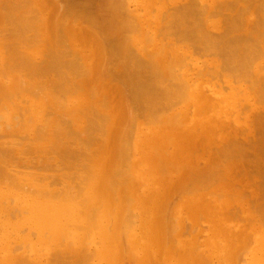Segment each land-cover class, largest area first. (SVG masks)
<instances>
[{
    "label": "bare ground",
    "instance_id": "obj_1",
    "mask_svg": "<svg viewBox=\"0 0 264 264\" xmlns=\"http://www.w3.org/2000/svg\"><path fill=\"white\" fill-rule=\"evenodd\" d=\"M66 1L68 2L67 4H65V0H45V1L44 0H0V38H1L0 39V120L2 118H7V114H6L7 111H11V105H10V103H12L11 101L13 97L16 96L20 92H30L32 94L34 93L40 99L39 101H37L38 103L34 104L36 108L31 107V108H28V110L26 109L27 112L30 111L29 117L32 120H35L36 122H38L41 118V113L43 114L42 117L44 116L43 123L40 124V126H38V128L40 129L38 130V132L35 130L37 137L33 138V141H34L33 143H31L32 141L30 142V139L29 141L27 140L28 141L27 143H30V144L29 145L25 144L26 147L21 144L23 148H18L17 145L14 146L15 143H13V145L11 143V145L8 146L10 147V149L7 150L5 149L7 147H3L4 148L3 149L2 146L3 145L6 146L8 144H5L3 141L4 144L1 145L2 140L0 141L1 142L0 151L2 150L1 155H0L1 156L0 157V163H1L0 164V177L3 179V181L5 180L4 181L5 183L9 181L7 186H10V188H15L16 192L18 189V190H22L23 192H27V193L31 192L32 195L35 194L36 197L37 195H39V199L37 200V203L31 204L30 202H28L29 208L27 212L30 216L28 219L32 223V226L34 228L31 231L34 232V234L37 232H40L42 234V237L53 236V239H54L53 241H57V245L61 244V242H64L62 244L67 245L69 248H73L75 246L76 251L78 253L76 254L75 251H73L72 249L71 252H73L74 254L72 253L71 254L73 256H75V254L80 256L79 260H81L83 264L86 263L88 260L94 259V255L99 260L105 259L109 261V264H126V263L151 264L152 259H149L148 256H145L143 258H138L139 255L138 257L137 256L133 257L134 255L133 254L131 256L132 259L127 260L125 258L127 257V254H128L127 250L125 251V247H127L126 246L127 244L124 241H123L124 244H126L124 247L125 253L119 252V254L121 253L123 255L124 259L122 257H118L115 254H113L111 257L108 256L107 254L108 252L104 248L97 249V250H95L96 248H94L92 252V248L90 247L91 243H89L90 248L89 247L88 248L89 250L91 249L90 251L92 252L93 255L90 254L89 250H88L89 253L84 251L86 250L84 248L82 249H84L83 251L84 253L85 252L86 253L82 254L81 252V254H79L81 245L87 243L89 241V235L93 234L94 232L98 230H99L98 234L102 236V238L100 237V240L102 239L103 245L114 241V239H115V242H117L118 237L120 238L123 237V233L127 231V227L131 221L129 217H132V216H129V214H126L129 211L128 209H127L128 211L124 209L121 210L120 203H119L120 208H118V204H115L112 208L105 209L102 215H99L102 209H100V211L98 212V208L96 207V204H92V202L97 201L98 198L100 199L102 198L103 200H108L109 196H106V195L112 191V187L114 183L115 185H119V187H121L120 185L123 180L122 178L126 177L125 176L126 170H124L125 168L123 169L124 163H125L124 155L128 156L131 154L130 152H128L129 150L128 151L126 150V148L128 149L133 148V150L135 148V144H134L135 141H132V138H133L132 132L134 131L132 129H135V127L133 128V126L135 125H132V123L138 122L139 120L138 115L133 114L131 105H129L128 99H127L128 103L125 101L128 104L126 106V109H127L126 113H128L126 118H124L123 115L121 114H116L115 109L117 108L118 103L115 102L116 100L115 93H117L118 91L121 95H127L126 91L121 90L119 87L126 89L124 85L128 88L129 86H131L130 89H131V92L133 93L131 95L136 99L137 103L140 105V106L138 105V107L144 112H147L150 109H153V112H154L155 108H153L149 104L148 101L147 102H144V101L145 100L154 101V99L157 98V96L155 95V91H154V89H156V84L161 83V82H166V84L164 85L165 87L161 91L163 94L162 96H164L168 100H171L173 103L178 104L182 98L190 97L191 95H194V100L197 103L195 105H196L198 113L204 114L208 112L209 107H210V110H212L213 108H215V111L217 110L216 116H214L212 120L215 122L214 125H217L218 127L220 125V121H222V117L229 114V112L228 114L226 112H221L222 106L229 102L233 103L234 99L235 98L238 99V96L242 94L244 99H248L250 103H253L252 104L253 114L251 115H255L256 121H258L259 125H261V135L259 136L258 134L259 136L258 139L252 141L251 143L254 145L258 143L260 146L259 152L264 153V110L262 111L260 107L256 105V100H255V98L258 99V97L264 96V0H223L219 4L217 1H220V0H204L208 2V4L203 5V6L200 4L201 2L200 0H178L176 1L175 6L170 5L171 7L170 9L168 7L169 0H143V1L139 0L143 4V7H141L142 12L140 8V3L137 4L138 0L133 1L135 3L134 9H131L132 7L130 4V0H113L112 2H110L109 5H104L105 7L103 5L100 6V7H103V9H101L98 6L97 10H95L93 13L90 9L91 3L89 0H66ZM169 2H171V0ZM216 2H217V6H215ZM107 3H109V1H107ZM213 7H215L218 11L213 10L212 9ZM104 9L106 10V12H104ZM148 9L152 11L153 15H154V12L156 13V16L154 15L155 17L154 19L153 18L147 19L148 13L150 12V11L148 12ZM235 11L236 13L232 14V12H235ZM215 12L217 16L223 15L224 19H222L221 21L212 22L211 14H215ZM226 12H229V13H226ZM150 21H152L154 24L152 29H155V30L152 36L154 37L153 39L155 41L158 39V37H160V35L164 36V38L175 36L176 37V38L174 37L175 40L176 39L187 40L192 43H195L198 50H204L205 52L215 53L216 54L215 56L217 57L213 59L207 58L208 59L207 61H203V63L200 64L199 63L200 61L198 59H194L192 56L191 58L194 61L192 62V64L190 63V67H192L195 73L194 74L192 73L193 75H189L187 72L181 73L179 71L181 68L176 69V70L175 69L173 70L172 68L173 66L175 67V65H178L180 67L184 63L183 61L180 62L176 60L177 58L174 59L173 56L177 55L180 51L182 53L187 52L185 49L180 50L179 48H177L175 42L172 44L170 43L172 46L169 45V47H167L168 45L164 46V43H163V45L160 46V49H158V51L147 53L146 50L148 49L145 50L144 48L145 46L144 47L141 46V43L143 42L142 39L144 37H138V35L136 36L137 38H131V36L128 37L124 35L121 36V34H124V32H130V33L136 34L138 30L142 31L143 34L147 36L149 33L148 32L149 30L148 31H145V30L147 29L146 25L149 24ZM51 30H53L52 31L53 34L55 33L54 34L55 40L50 41V43H46L47 45L45 44L46 49L44 50V53L43 52L40 53L39 51L36 52L37 50L36 51L31 50L30 47L34 45L35 43L41 41L40 37L42 36L47 37L50 34ZM213 30H216V32H214ZM139 32L138 34H140ZM50 37L52 38V36ZM153 39H151V41ZM146 41L149 42L150 40L149 41L146 40ZM139 42L140 44L138 45ZM184 44L185 43H183V45ZM188 47H190L188 49V53H191V55L194 54V52L192 53L193 50L191 46L188 45ZM27 48H29L32 52L31 51L29 52ZM39 48H40V45H39ZM34 54H37L40 56L42 55V58H40L42 60L40 61L39 59L38 61L37 56L36 57L32 56ZM125 57L135 62V69L129 66L128 67L126 66L124 68L125 72L124 71L120 72L121 70L120 71L117 70L118 72H114V70L118 68L114 69L113 68L114 66L112 67L110 65V62H112V60L113 61L119 60L121 63H123L122 61H126ZM169 64L171 65L169 66ZM184 65L185 64H183V66ZM201 65H203L204 68L202 67L203 69L198 70V68L201 67ZM138 68L140 70L141 69L150 70L153 75L151 76L153 81H150L147 79L143 80L142 78H140V75H139L140 71L138 70ZM230 73H233L235 74V76L237 77L239 76L242 79L245 78L244 81L250 85L249 86L247 85V87H243V88L235 87L234 82H232V80L227 79V78L225 80H221L222 76H225ZM76 76H85L86 78L82 77L85 79L84 81L85 84L82 85L78 79L76 80L75 79ZM82 78H79V79L82 80ZM95 79H98L97 81H99L98 82L99 84L93 86L91 82L92 80H95ZM107 79L108 81L110 80L111 82L118 81L124 84L123 85L121 84V86H118L116 84L114 88L109 86V88L113 90V92H111V91H108V86L104 82L105 80L107 81ZM193 79H196V80H193ZM215 80H217V82H214ZM236 80L238 79H235V81ZM201 81H204V82H201ZM75 82H79L78 84L84 87L86 85H90L91 86L90 88L91 91H89L90 93L87 94L85 98L79 97V99L77 100L67 99L68 101H64V99L61 98L59 92L62 89H65V90L72 89L69 86V83L71 86H74ZM224 84L227 86L228 90L233 92L234 89H237L239 90V92L238 93L234 92V93H231L230 95L223 94L224 93L223 90L226 91V89H224L225 87ZM101 90L102 91L106 90L107 92L110 93V95H108L107 97V95L103 94L104 97L102 96L101 99L102 98L104 99L101 100L99 98L96 100L95 99L92 100L91 98L93 97L98 98V95H100ZM34 98L35 97H33V99ZM185 100L186 99H184V101ZM181 103L182 102H180V104ZM124 107L125 106H123V108ZM244 107L245 106H243V109ZM218 109H220V112ZM45 110H48V112H46ZM144 112L143 114L145 116ZM177 113H180V112H176L173 115H171L170 113H168L167 115L165 114V117L162 118L164 120V123L169 122L171 124L175 122L174 124H178V125L182 124V123H179L177 119H180L181 121V117L184 115L185 111L181 112L180 115H178ZM240 117H241V114H240ZM28 118L27 120H29ZM19 120L23 121L22 119H19ZM223 121H225V119ZM246 121L245 123H247ZM207 122L210 123L209 120ZM223 125H227V124L223 123L222 126ZM210 126H211V123H210ZM220 127L219 129H222ZM130 130H131V133H130ZM193 131H196V129ZM102 133L105 135L104 138L101 136ZM25 134L24 136L26 137L27 134L26 135ZM250 134L252 136V139L256 137V135H252L253 131L251 129H250ZM155 135L156 133L154 131H150L147 129L144 132L145 143L147 142V144H145L144 147L147 148L149 151H153L154 147L148 144H150L154 140ZM5 136H8V135H5ZM14 136L16 137L17 135H14ZM97 139H99V141L102 142V146L104 147L100 151L99 150L97 152H93L92 150L88 151L86 150L84 146H82L84 147L83 150L80 149V146L84 144L85 146H88L91 148L90 145L95 144L97 142ZM169 139L171 142V138ZM240 140L235 138L234 140L230 141L229 139L230 142L227 141V144H225L226 147H224L225 150L222 151V155L224 157V160H226L228 164H226L224 167H220L223 169V172H222L223 175H221L222 179L223 178L227 179L229 176L228 174L229 161H231V158L233 156H238L242 158V156H244V154L246 153V150L248 151L247 149L248 146L245 147L244 145L249 144V141H250L249 137L247 136V138L244 141L242 140L240 141ZM17 141L12 140V142H16L18 144ZM6 142L8 143L7 140ZM180 142H182V140H180ZM195 142H196L195 139H190V141L187 140L186 146L193 147L195 146L194 145ZM239 144L241 145L239 146ZM182 145L184 146V144ZM157 147L154 148L155 151H157L158 149ZM242 147L244 150L243 153L241 152ZM98 152L100 153L98 154ZM68 157H72L75 159V161L71 163V168L74 170L75 174L72 175L71 173V174L65 175L64 173H59L60 175L58 174V176L57 175L54 176L53 174H56L54 172H57V171H53V170L61 169L60 167L61 165H59L58 162H60L62 159H68ZM159 157L157 161L162 162V160L159 161V159H161ZM257 158H254L255 159L254 161L256 163L258 161V160L256 161ZM259 158L261 159V157ZM77 159L78 161L76 162ZM163 159H165V157ZM84 161L88 163H85ZM12 162H13V165H14V162L18 163V165H14V167L12 165L13 169L10 168L11 166L10 164ZM171 162L169 163L171 164ZM165 164L167 163L165 162ZM184 164L183 163L182 165L180 164L181 167L184 166L183 168H181V170L182 169L184 170L185 168ZM201 164L202 163H200V165ZM20 165H21L20 167L21 169H23L22 167H25L24 169L26 170L30 168L28 169L29 171L28 170L23 171V173L30 172L31 168H34L33 171L36 170V173L35 172L24 173L25 177H23L22 175L19 174L21 169L19 170L18 168H16L17 166H20ZM134 165L135 163H133L131 166L134 167ZM159 165L160 164H158V166ZM175 165H176L175 167H177V163ZM193 165H190L189 166L190 168L186 167V168H189V170L191 169L190 171L188 170L190 172V173L188 172L190 174L189 176H191L189 180H192L193 182L196 181L197 184H199L201 182H204V181H207L213 178L214 172L211 168H208L210 163L208 165L206 164L207 168L205 166L202 167L203 164L201 165L202 168L200 167V165L197 167L196 165L194 166ZM131 166H129L128 168H130ZM194 167H196L195 170L193 169ZM10 169H12L13 171L17 169L19 171L16 172V174L14 173L13 175L11 173L12 171L9 172ZM43 169L44 170L46 169L47 171L46 170L44 171ZM159 170L158 171L160 173L162 171V168L161 169L159 168ZM175 170L176 168L174 169V171ZM177 170L181 171L179 170V168ZM65 171L63 170V172ZM163 171H165L164 166H163ZM37 172H41V173H37ZM42 172L44 173L47 172V176L46 174ZM184 173L182 175H184ZM21 174H22V171H21ZM49 174L53 175V176L51 175L53 177L52 180L54 183L57 184V186L59 183L63 184L64 187L63 186L62 187L64 189L61 186H60L61 188L59 187L62 190L61 192L58 191L59 188L58 190H56V188L54 187L55 184L51 183L52 181H50V183L49 181L45 182L47 177L49 178L51 177ZM128 174H131V173L128 172ZM168 174H170V171L168 172ZM162 175L163 174L161 173L160 176ZM182 175H180L181 178L183 177ZM156 176H157V173H156ZM55 177H58V178L55 179ZM67 178L68 179L72 178L71 183L65 181V179ZM2 179L0 181H2ZM189 180L187 179V181ZM3 181L1 182V184L4 183ZM73 181H75L76 183L75 188L77 187V190H75L74 185H72V183H74ZM77 181H79L80 183V188H79ZM123 181L127 183L128 180L127 181L123 180ZM177 181L176 183H178ZM51 184L52 185L54 184L53 187L55 188V190L52 189ZM82 184L84 187L81 186ZM7 186L5 185V187ZM176 186L177 184H175L174 188L172 189H176L175 188ZM258 191L261 193L260 190ZM220 192L222 191L219 190V193H218L219 195H220ZM147 194H148V191H147ZM178 194L180 193L178 192ZM223 194L222 196L225 195ZM166 196H168V194ZM127 197H130V196H127ZM129 199H132V198L130 197ZM11 200H14V199H11ZM172 200H170V202H172ZM174 200H175L174 202H177L176 199ZM100 206L102 207V204ZM163 206H164V202H162V207ZM170 207L168 206L170 210V212L168 213L169 214L168 218L166 216L168 221L170 220V216L172 215V214L170 215L171 210H172ZM112 209H116L113 212V214H111L110 212ZM24 210L26 211V209ZM169 210L166 211V215ZM139 214L143 216L144 218H145V215H147V217L151 216V214L146 211L140 212ZM19 215L21 214L19 213ZM95 215L101 216V217L100 218L98 217L99 219H95L94 218ZM171 221H173L172 217H171L170 222L167 223L168 225H166L167 234L169 233L168 231H170V227L168 226L171 223ZM227 222H229V220ZM148 224H151L153 228L157 229V225L161 224V218L159 217L157 218L156 216L154 218V221H151ZM187 225L188 223H186V226ZM188 226L187 228H190ZM181 234H184V233H181ZM167 237H170V236H167ZM91 238L93 239V237ZM160 238H161V235H160ZM161 240H159L158 243L161 244L162 243ZM169 241H171V239ZM248 242H251V241L249 240ZM23 243L20 246H23ZM96 243L98 242L96 241ZM166 243H165V246H167ZM170 243H173V242H170ZM45 245H46V242L43 241L42 239L41 246H45ZM94 246H97V245H94ZM162 249L163 248H161V253L164 250ZM147 251L150 252L151 249H148ZM46 253L48 255V249H46L45 254ZM61 253L63 254L62 251ZM62 254L60 255V252L59 253L57 252L54 255V258L58 263L65 262L66 256ZM28 255H31V254L29 253ZM33 255L34 253L32 254V256ZM238 256H240V254ZM30 259L34 260V258H30ZM30 259H28L29 261L26 259V262H33L37 264L36 263L37 260H35L36 261L35 262ZM37 259H39V257H37ZM244 260L245 259H243V261ZM26 262H24L23 260L20 261V263H26ZM33 263H27V264H33ZM232 263H235V261ZM207 264H210V263L207 262Z\"/></svg>",
    "mask_w": 264,
    "mask_h": 264
},
{
    "label": "rangeland",
    "instance_id": "obj_2",
    "mask_svg": "<svg viewBox=\"0 0 264 264\" xmlns=\"http://www.w3.org/2000/svg\"><path fill=\"white\" fill-rule=\"evenodd\" d=\"M89 1L91 3L90 9L93 13L95 10H97L98 6L100 7L102 5L103 6L109 5L110 2H112L113 0H111V1L110 0H89ZM107 1H109V3H107ZM133 1L134 0H130V4L132 7L131 9L135 8V3ZM169 1H168V3H169L168 7L170 9L171 8L170 5L175 6L176 1H178V0H171V2H169ZM200 1H201L200 4L202 6L208 4V2H206L204 0H200ZM221 1H223V0L217 1L218 4ZM217 2L215 3L216 5L215 4H213V5L217 6ZM67 3L68 2L65 0V4H67ZM138 3H140V8L143 7V4L139 0L137 1V4ZM100 8L103 9V7H100ZM212 9L218 11L215 7H213ZM104 12H106L105 9H104ZM141 12H142V8H141ZM148 12H147L148 13L147 19L148 18L154 19L155 18L154 15L156 16V13L154 12V15H153L152 11L149 9H148ZM157 12H158V10H157ZM226 13H229V12H226ZM235 13H236V11L232 12V14H235ZM211 15H212V17H211L212 22L213 21H221L222 19H224L223 15L217 16L216 12H215V14H211ZM214 15H216V16H214ZM153 26H154V24L152 21H150L149 24L146 25L147 29L145 31L149 30L148 31L149 33L147 32L148 33L147 36L145 34H143V32L140 30H138L137 33L135 32L136 34L130 33V32H124V34H121V36L124 35V36H128V37L131 36V38H137L136 36L138 35V37H144L142 39L143 42L141 43V46H143V47L145 46L144 47L145 50L148 49V50H146L147 53H152V52L158 51V49H160V46L163 45V43H164V46L168 45L167 47H169V45L172 46L171 44L175 42L177 48H179L180 50L185 49L187 52L182 53L180 51L177 55L173 56L174 59L177 58L176 60H178L180 62L183 61L184 62L183 64H185V65L183 66V64H182L180 67L178 65H175V67L173 66L172 68H173V70L181 68L179 70L181 73L187 72L189 75H193L195 73L193 71L192 67H190V63L192 64V62L194 61L191 58L192 56L194 59H198L200 61L199 62L200 64H202L203 61H207L210 58L213 59V58L217 57V56H215L216 55L215 53H209V52H205L204 50H198L195 43H192V42L187 41V40H179V39L175 40L174 39L175 36L169 37V38L168 37L164 38V36L160 35V37H158V39L155 41L153 39L154 37L152 36V34L155 30V29H152ZM52 31L53 30H51L50 34L47 37L46 36L40 37L41 41L38 40L39 42L32 45L30 47L31 50H34V51L37 50L36 52L39 51L40 53L41 52L44 53V50L46 49L45 44L50 43V41L55 40V38H54L55 33L53 34ZM213 31L216 32V30H213ZM138 32L140 34H138ZM128 34H130V35H128ZM50 36H52V38ZM150 38L153 40L151 41ZM48 39H49V41H48ZM146 40H148V41L150 40V41L147 42ZM145 42H146V44H145ZM150 42H152V43H150ZM180 42H181V44H180ZM41 43H43V44H41ZM183 43H185V44L183 45ZM139 44H140V42L138 43V45ZM39 45H40V48H39ZM188 45L191 46V48L193 50L192 53L194 52V54L191 55V53H188V49L190 48V47H188ZM27 50L29 52L31 51L29 48H27ZM32 56H35V57L37 56L38 61L40 58H42V55L40 56V55L34 54ZM125 59H126V61H122L123 63H121L119 60H117V61L112 60V62H110V65L112 67L114 66L113 67L114 69L118 68V69L114 70V72H118L120 70H121L120 72H123L124 68L126 66L127 67L129 66V67L135 69V62L133 60L127 58V57H125ZM41 60L42 59H40V61ZM170 65L171 64H169V66ZM202 67H203V65H201V67H199L198 70H201L204 68V67L203 68ZM169 69H171V68H169ZM138 70L140 71V74H139L140 78H142L143 80L147 79V80L153 81L152 77H151L153 75H152L150 70H146V69L140 70L139 68H138ZM82 77H85V76H76L75 79L76 80L78 79L79 82L83 85V84H85V82H84L85 79ZM79 78H82L83 81ZM226 78L232 80V82H234L235 87H242L243 88V87H247V85L248 86L250 85L244 81L245 78L242 79L239 76L237 77L233 73L222 76L221 80H225ZM235 79H238V80L235 81ZM97 80L98 79L92 80L91 84L93 86L99 84L98 83L99 81H97ZM193 80H196V79H193ZM240 80H241V82H240ZM107 81H108V79H107ZM107 81L105 80L104 82L108 86V91H111V92H113V90H111L109 88V86L114 88V86L116 84L118 86H121V84H122V82H118V81H116L117 83L115 81L114 82H111L110 80L108 82ZM79 82H75L74 86H71L69 83V86L72 89H70V90L62 89L59 92L61 98H63L64 101H68L67 99L77 100V99H79V97L85 98L86 95L90 93L89 91H91V89H90L91 86L86 85L84 87V86L78 84ZM201 82H204V81H201ZM214 82H217V80H215ZM238 82H240V83H238ZM165 84H166V82H161V83L156 84V89H154V91H155V95L157 96V98L154 99V101L144 99L145 100L144 102L148 101L149 104L153 108H155L154 112H153V109H150L149 111L144 112L138 107L139 104L137 103L136 99L131 95V94H133L131 92V89H130L131 86H129V88H128L124 85V87L126 89L119 87L121 90H125L127 95H121L118 91H117V93H115V97H116L115 102L118 103L117 108L115 109V113L121 114V115H123L124 118H126V116L128 114V113H126V111H127L126 106L128 105L127 103L129 100V105H131V109H132L133 114L138 115V119H139L138 122H134L135 124L132 123V125H135V126H133V128L135 127V129H132V130H134L132 132V136H133L132 141H135V143H134L135 148L133 150V148L128 149L125 147L126 150L127 151L129 150L128 152H130L131 154L128 156L124 155L125 163H124L123 169L125 168L124 169V170H126L125 176L128 178L123 177L122 179L126 180V181L128 180V181H127V183H125L122 180V183L120 185L121 187H119V185H115V183L113 182L114 184L112 187V191L106 195V196H109L108 200H103L102 198L101 199L98 198L97 201L92 202L93 201L92 200L90 202H92V204H96V207L98 208V212L100 211V209H102L100 211V214L98 213L99 215H102L104 213L105 209L112 208L115 204H118V208H120L119 207V203H120L121 204V210H123V209L126 211L129 210L126 214H129V216H132L129 218L132 222L133 221L134 222L132 223L130 221V224L127 227L128 232L127 231L124 232L123 237H121V238L118 237L117 242H115V239H114V241L103 245L102 239L100 240V237L102 238V236L98 234L99 230L94 232L93 234L89 235V241L87 243L81 245L79 254H81V252L83 254L84 251L88 252L90 247L92 248V252H93L94 248H96L95 250L104 248L107 250L108 256L111 257L113 254H115L118 257L123 258V255L121 253H125L124 247L127 244L126 245L127 247H125V251L127 250V253H128L127 257H125L127 260L132 259L131 256L133 254H134L133 257L134 256L138 257V255H139L138 258H143L145 256H148L149 259H152L151 264H207V262H209L210 264H215V263L216 264L217 263L218 264H244V263L245 264H250V263L251 264H264V245H263V243H264V204H263L264 203V153L259 152L260 146L258 143H256L257 145L256 144L254 145L251 143L252 141L258 139V137L261 135V125H259V122L256 121L255 115H251V114H253V112H252V104L253 103H250L248 101V99H244L242 94H241L238 96L239 100L235 98L233 103L229 102V103L224 104L221 108V112H226L227 114L229 112V114L222 117V121H220L219 127L222 126L223 123H226L227 125L229 123V125L228 126L223 125L222 127H220L222 129H219V127L217 125H214L215 122L212 120L214 118V116H216V113H217V110L215 111V108L210 110V107H209L208 112H206L204 114L198 113L196 105H195L197 103L194 100V95H191L190 97L182 98L180 101V102H182L181 104H180V102L178 104H175L171 100H168L167 98L162 96L163 94L161 91L165 87L164 86ZM224 86H225L224 89H226V91L223 90L224 91L223 94H225V95H230L231 93H234V92L238 93L239 92V90H237V89H234L232 92V91L227 89V86L225 84H224ZM95 88H97V87H95ZM71 91H73V92H71ZM83 92H85L86 94ZM103 94L107 95V97H108V95H110V93L107 92L106 90L105 91L101 90L100 95H98V98L93 97L91 99L92 100H94V99L96 100L99 98L101 99L102 96L104 97ZM33 97H35V98L33 99ZM91 99H90V101H91ZM102 99H104V98H102ZM184 99H186L185 100L186 102L184 101ZM39 100L40 99L37 97V95H35L34 93L32 94L30 92H20L16 96L13 97V99L11 101L12 103H10L11 111H7V113H6L7 118H2L0 120V141L2 140L1 141L2 143L1 142L0 143H1V145L4 143L8 144L6 146L3 145L2 148L7 147L5 149H7V150L10 149V147H8V146H10L11 143H12V145H13V143H15L14 146L17 145L18 148H23V146H25V144H27V145L30 144V143H27L29 141V139H30V142L32 141L31 143L34 142L33 138L37 137L35 130L38 132V130L40 129V128H38V126H40V124L43 123V120H44L43 117L44 116L42 117L43 114L41 113L40 120L38 122H36L35 120H32L29 117L30 111L27 112V110H28V108H31V107L36 108V106L34 104L38 103L37 101H39ZM246 100H247V102H246ZM255 100H256V105L259 106L260 109L263 111L264 110V96H260V97H258V99L255 98ZM117 101H119V102H117ZM18 106L20 107V109ZM123 106H125V107L123 108ZM243 106H245L244 107L245 110L243 109ZM223 108H225V109H223ZM218 110L220 112V109H218ZM45 111L48 112V110H45ZM184 111H185V113L183 115L184 118L182 116L181 121H180V119H177L179 121V123H182L180 125L174 124L175 122L171 123V124L169 122L164 123V120L162 119L163 117H165V114L167 115L168 113H170L171 115H173L176 112H180V113H177L178 115H180L181 112H184ZM143 112L145 113V116H144ZM240 114H241L242 118L240 117ZM21 116H22V118H21ZM158 117H159V119H158ZM14 118H16V119H14ZM27 118L29 120H27ZM223 118L225 119V121H223L224 120ZM236 118H237V120H236ZM19 119H22L23 121H21ZM245 119L248 120L249 122L246 121ZM158 120H159V122H158ZM208 120L211 123V126H210V123L207 122ZM245 121L247 123H245ZM241 122H243L244 124ZM7 123L9 125V127H8ZM36 124H37V126H36ZM252 124L254 125V127ZM231 125H232V127H231ZM160 126H162V127H160ZM146 129L150 130V131H154L156 133L154 140L148 145L153 146L154 148L158 146L157 147L158 149L156 148L157 151H155L154 148H153V151H149L147 148L144 147L145 144H147V142L145 143V137H144V132L146 131ZM195 129H196V131H193ZM250 129L253 131L252 135H256V137L254 139H252V136L250 134ZM222 130H223V132H222ZM245 131H246V133H245ZM25 133L27 134V136L29 138L27 136L26 137L24 136ZM130 133H131V130H130ZM244 133L246 136L244 135ZM32 134H33V136H32ZM258 134H259V136H258ZM5 135H8V136H5ZM14 135H17V136L15 137ZM22 136H24V137H22ZM101 136L103 138L105 137V135L103 133L101 134ZM247 136L249 137L250 141H249V144H245L244 146L245 147L248 146L247 147L248 151L246 150V153L244 154V156H242V158L238 157V156H233L231 158V161H229V172L232 171L234 173L228 172V174H229L228 178L222 179L221 175H223V173H222L223 169L220 167H224L226 164H228L226 162V160H224V157L222 155V151L225 150L224 147H226L225 144H227V141L230 142L231 140H234L235 138L239 139V140L241 139L242 141H244L247 138ZM8 137H10V138H8ZM14 137H15V139H14ZM30 137H32V138H30ZM169 138H171V142H170ZM201 138H202V140H201ZM4 139H6L8 141V143ZM20 139L24 142H22ZM23 139H25L26 141ZM190 139H195V141H196L194 144L195 146H193V147L186 146L187 140L190 141ZM229 139H230V141H229ZM12 140L13 141L18 140L17 141L18 144L16 142H12ZM19 140H20V142H19ZM180 140H182V142H180ZM199 140H200V142H199ZM213 140H214V142H213ZM3 141H4V143H3ZM221 141L224 144H222ZM163 142H164V144H163ZM198 142H199V144H198ZM19 143H20V145H19ZM182 144H184V146ZM240 145L241 144H239V146ZM82 146H84L86 148V150H88V151L92 150L93 152H97L98 150L100 151L101 149L104 148L102 146V142H100L99 139H97V142L95 144L90 145L91 148L88 146H85V144H84V145L80 146V149H82V150L84 149V147H82ZM11 148H13V147H11ZM253 148H254V150H253ZM135 149H136V151H135ZM198 149H199V151H198ZM137 150H139V151H137ZM243 151L244 150L242 147L241 152L243 153ZM1 152H2V150L0 151V155H1ZM253 152H254V154H253ZM99 153L100 152H98V154ZM138 153H140V154H138ZM159 155H160V157H159ZM256 155H258V156H256ZM158 157L161 158V159H159V161L162 160V162L160 161L161 163L157 161ZM164 157H165V159H163ZM259 157H261V159ZM254 158H257L256 159V161L258 160L257 163L254 161L255 160ZM164 160H166V161H164ZM73 161H75V159L72 157H68V159H62L60 161L61 163L58 162L59 165H61L60 166L61 169L53 170V171H57V172H54L56 174H53V175L58 176L59 173H64L65 175L72 173V175H74L75 172L71 168V163ZM77 161H78V159L76 160V162ZM168 161L169 162L172 161L171 164L172 163L173 164L171 165ZM84 162L88 163L86 161H84ZM165 162L167 164H165ZM178 162L179 163L181 162L180 163L181 165H182V163L183 164L185 163L184 164L185 165L184 170L183 169L181 170V168H183L184 166L181 167ZM58 163H57V165H58ZM133 163H135L134 167L131 166ZM157 163L160 165L158 166ZM168 163L170 164V166L172 168L169 166ZM176 163H177V167H175ZM200 163L203 164V165L201 164L202 167L203 166L206 167V164L208 165L210 163L208 168H211L213 170L214 176L210 180H207V181H204V182L197 184L196 181H194V182H196V183H194L192 180H189L191 177V176H189L190 175L189 171L191 170V169L189 170V168H190L189 166L194 164L197 167L200 165ZM251 163H253L255 166ZM10 165H11L10 168H12L13 162ZM14 165H18V163L14 162ZM14 165H13V167H14ZM173 165H174V167H173ZM201 165H200V167H201ZM129 166H131V167L128 168ZM163 166L165 167V171H163ZM20 167H21V165L17 166L16 168H18L20 170L21 169ZM186 167H189V168H186ZM196 167H194L193 169L195 170ZM22 168L23 169L20 170L19 174L22 175L23 177H25L24 173H30V172L36 173V170L33 171L34 168H31L32 171L30 170V172H24L23 173V171H27L30 168H28L27 170L24 169L25 167H22ZM159 168L160 169L162 168V171L160 173H159V171H160ZM175 168H176V170H175L176 172L174 171ZM178 168L181 171H178L177 170ZM12 169H10L9 172L12 171L11 173L13 175H14V173L16 174V172L19 171L17 169H15V171H13ZM65 169H66V171H65ZM60 170H62V171H60ZM63 170L66 173L63 172ZM21 171H22V174H21ZM39 171H40V169H39ZM68 171H70V172H68ZM169 171H170V174H168ZM184 171H185V173H184ZM128 172L131 174H128ZM37 173H41V172H37ZM42 173H44V172H42ZM48 173H50V172H48ZM156 173H157V176H156ZM161 173L163 174L162 176H160ZM183 173H184V175H182ZM44 174H46V176H47V172ZM49 175L51 176L52 174H49ZM180 175H182L184 178L183 177L181 178ZM52 176L50 178L47 177L45 182L49 181V183H50V181H52L51 183H54L52 180L53 179ZM56 178H58V177H55V179ZM162 178H164V179H162ZM179 178H180V180H179ZM71 179L72 178H70V179L67 178V179H65V181L71 183ZM177 179H178V181H177ZM187 179L189 181H187ZM2 181H3V179H2ZM2 181H0V186L2 185L0 188V264H19L21 260L26 262V259L28 260L30 258H34V260L30 259L32 261L37 260V262L35 261L37 264H47V263L48 264H83L81 262V260H79L80 256L76 255L78 252L76 251L75 246L73 248H69L67 245L62 244L64 242H61V244L57 245V241H53L54 240L53 236L42 237V234L40 232H37L38 234L37 233L34 234V232L31 231L34 228L32 226V223L28 219L30 217L28 212H27V210L29 208L28 202H30L31 204L37 203V200L39 199V195H37V197H36V195L35 194L32 195L31 192H28L29 193L28 194L27 192H23L22 190H18V189L16 192L15 188H10V186H7L9 181H7V183H5L4 182L5 180H4L3 181L4 183L1 184ZM75 181H73L74 183H72V185H74V188H75V184H76ZM176 181L178 183H176ZM208 181H209V183H208ZM77 183H78L79 188H80L79 181H77ZM54 184L53 185L56 188V190H58V188L60 186L61 187L63 186V184H60V183L58 184V186L56 183H54ZM175 184H177V186L175 187L176 189H172V188H174ZM5 185L9 188L5 187ZM53 185L51 184V187H52V189L55 190ZM78 185H76V186H78ZM154 185H155V187H154ZM81 186H83V184ZM117 187H119V188H117ZM222 187H223V189H222ZM60 188L58 191L61 192L62 190ZM10 189H11V191H10ZM171 189H172V191H171ZM75 190H77V187L75 188ZM219 190L222 191V192H220V195L218 194ZM258 190H260L261 193ZM147 191H148V194H147ZM178 192L181 195L178 194ZM212 192H214V193H212ZM74 193H75V191H74ZM76 193H77V191H76ZM211 193H212V195H211ZM221 193L222 194L224 193L225 195L223 194L224 196H222ZM167 194H168V196H166ZM218 195L220 198L218 197ZM114 196L116 199L114 198ZM127 196H130L133 199V201H132V199H129L130 197H127ZM123 197H125L127 199V201ZM134 198H135V200H134ZM11 199H14V200H11ZM174 199H176L177 202H174L175 201ZM180 199H182V200H180ZM128 200L130 202L131 201L132 202L130 203ZM170 200H172V202H170ZM162 202H164L163 207H162ZM182 203H183V205H182ZM194 203H196V204H194ZM229 203H230V205H229ZM101 204H102V207L100 206ZM98 205H99V207H98ZM128 205H129L130 209H129ZM254 205H255V207H254ZM25 206H26V208H25ZM168 206L169 207L171 206L170 208L172 210H171L170 215L171 214L172 215L170 216V220H171V217L173 220V221H171V223L168 226V227H170V231H168L169 233L171 232L170 234L169 233L167 234V232H166L167 231L166 225H168L167 223L170 222V220L168 221V219H167L168 215H169L168 213L170 212ZM160 207H161V209H160ZM138 208H139V210H138ZM24 209H26V211ZM162 209H164V210H162ZM115 210L116 209H112L110 211L111 214H113V212ZM159 210H160V212H159ZM167 210H169V211L167 212V215H166ZM15 211H16V213H15ZM145 211L149 212L151 214V216L147 217V215H145V218H144L143 216H141L139 214L140 212H145ZM134 212L136 215L134 214ZM19 213L23 217L21 215H19ZM156 216H157V218L158 217L161 218V224H159L160 226L157 225V229L153 228L151 226V224H148L149 222L154 221V218ZM166 216H167V218H166ZM98 217L100 218L101 216H96V215L94 216L95 219H99ZM149 218H150V220H149ZM174 218H176V219H174ZM228 220H229V222H227ZM201 221H203V222H201ZM186 223H188L189 226L188 225L187 226L190 228H187ZM205 223H207V224H205ZM45 231H47V230H45ZM181 233H184V234H181ZM160 235H161V238H160ZM167 236H170V237H167ZM91 237H93L94 240ZM168 238H170L171 241H169L170 239H168ZM42 239H43V241L46 242L45 246H41ZM159 240L162 241V243H161L162 246L160 243H158ZM249 240L251 242H248ZM96 241L98 243H96ZM123 241L126 244H124ZM20 242H22V243L25 242V243H23V246H20V245H22V243H20ZM170 242H173L174 244L170 243ZM247 242H248V244H247ZM89 243H91L90 244L91 246L89 245ZM165 243L167 246H165ZM94 245H97V246H94ZM172 245H174L176 248ZM227 246H228V248H227ZM28 247H30V248H28ZM160 247L164 249V250L162 249L163 250L162 253H161ZM82 248H84L86 250H84ZM126 248H128L130 251ZM174 248L177 250H175ZM6 249H7V251H6ZM46 249H48V255L50 253L49 256L47 255V253L45 254ZM72 249L76 253L75 256L72 255V254H74L73 252H71ZM148 249H151V251L148 252L147 251ZM54 250H55V252H54ZM60 250L63 252V254L61 253ZM90 250H89V252H90V254H92V252ZM243 250H244V252H243ZM176 251H177V253H176ZM205 251H207V252H205ZM51 252H52V254H51ZM57 252L58 253L60 252V255L62 254L64 256H66L65 262H59L58 263L55 260L54 255ZM119 252H121V253L119 254ZM241 252H242V254H241ZM27 253L28 254L30 253L31 255H28ZM33 253H34V255L32 256ZM190 254H191V256H190ZM239 254H240V256H238ZM24 256H26V257H24ZM245 256H247V257H245ZM37 257H39L40 260L37 259ZM137 257H135V258H137ZM50 258H51V260H50ZM232 258L234 259L235 263H232V262H234ZM243 259H245V260L243 261ZM238 261H240V262H238ZM27 263H33V262H26V263H20V264H27ZM89 263L90 264L91 263L92 264L93 263L94 264H100V263L101 264H109V261H107L105 259L99 260L94 255V259L88 260L84 264H89ZM33 264H35V263H33ZM126 264H130V263H126Z\"/></svg>",
    "mask_w": 264,
    "mask_h": 264
}]
</instances>
